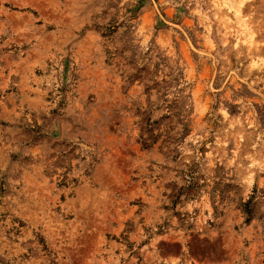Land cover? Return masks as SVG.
<instances>
[{"label":"rangeland","instance_id":"rangeland-1","mask_svg":"<svg viewBox=\"0 0 264 264\" xmlns=\"http://www.w3.org/2000/svg\"><path fill=\"white\" fill-rule=\"evenodd\" d=\"M121 63L135 69L128 82L148 81L136 110L148 114L135 148L96 167L118 198L88 218L96 235L81 247L72 205L90 172H78L80 145L57 124L74 91L122 98L106 71ZM157 93L163 103L150 105ZM154 149L165 164L126 166ZM261 156L264 0H0V264H93L108 245L134 264H264V170L251 167ZM163 179L171 218L153 227L149 185Z\"/></svg>","mask_w":264,"mask_h":264},{"label":"clouds","instance_id":"clouds-1","mask_svg":"<svg viewBox=\"0 0 264 264\" xmlns=\"http://www.w3.org/2000/svg\"><path fill=\"white\" fill-rule=\"evenodd\" d=\"M88 23L89 21H85ZM102 19L97 21L92 19L91 24L104 23ZM94 30V29H93ZM98 46H103L102 41L97 37ZM139 43V38L137 39ZM144 51H147L145 43ZM126 63H121L119 67L113 65L110 69H107V78L113 89H122L121 96L118 98L109 90L105 95L101 96L97 101L95 98L92 100L81 99L78 92L74 91L71 101L64 109L63 114L58 122L57 126L61 130H66L71 134L72 143L80 145V157L83 163H80L78 172L83 173L85 170L90 172L88 177L89 191L84 199L77 198L72 205L79 221V231L77 233L79 240L76 241L81 247L85 246L84 241L94 240L96 231L94 224L89 221V217L93 214L101 215L103 212V204L107 203L117 197L113 185L104 182H96L95 169L97 166L102 167L106 160H109V168H111V161L118 159L116 153H128L135 148L134 141L138 138L137 133L140 128V121L143 120V113L138 115L137 108L147 107L144 101L146 99L144 95V88L148 84L147 80L137 81L135 85L128 82V74L134 71ZM162 78V77H161ZM130 89V91H129ZM168 99H171L169 96ZM163 103L160 99V94H153L149 101L150 105H156ZM153 120L157 119V115H152ZM175 135V133H172ZM109 137H115V140L109 142ZM206 138V137H205ZM84 145L88 147L85 149ZM167 149H165V152ZM185 156L192 158L191 152L185 147L183 149ZM130 159V157H129ZM155 159L158 165L166 163V157L153 150V153L146 154L144 156L137 155L132 163L127 164L129 168H138L142 173L146 172L148 162ZM45 160L48 164L53 162V154L51 148L48 149L45 154ZM260 167L264 170V156L260 157L259 164H253L251 167ZM157 175H160V169L157 168ZM175 179L173 175L171 177ZM167 182V179L158 181L156 185H149V190L157 189L158 191L153 196V209L154 219L152 220V226L165 219L171 218L170 212H164L161 210V205L169 204L171 201L169 198L163 196V185ZM177 183H183L181 180H177ZM247 183H251V177L248 178ZM84 188V184H81V189ZM196 205H191L195 207ZM182 211H188V207H181ZM175 223V221H172ZM75 223V222H74ZM101 221L97 220L95 225H99ZM91 233V235H89ZM151 235L155 236L152 232ZM134 238V237H133ZM156 242L159 240L169 239V235L156 236ZM102 251L108 253V260L103 259L101 256L99 259H95L93 264H134V259L130 260L128 257L131 253L126 248L121 249L120 257L114 255L115 248L108 245ZM68 264H87L83 258L75 257L70 258Z\"/></svg>","mask_w":264,"mask_h":264},{"label":"bare ground","instance_id":"bare-ground-1","mask_svg":"<svg viewBox=\"0 0 264 264\" xmlns=\"http://www.w3.org/2000/svg\"><path fill=\"white\" fill-rule=\"evenodd\" d=\"M232 25V24H231ZM235 28L238 29V31H240V33L245 36L247 35V31H248V26L247 23L244 21V17L243 15L241 16V11L238 10V12L236 13V24H235ZM232 28L234 27V24L231 26ZM251 34V33H250ZM249 35V34H248ZM253 37V36H252ZM254 40L251 41L252 45L254 44L253 42Z\"/></svg>","mask_w":264,"mask_h":264}]
</instances>
